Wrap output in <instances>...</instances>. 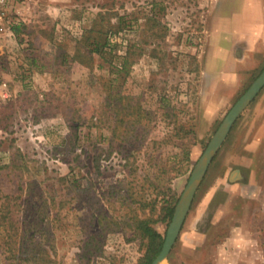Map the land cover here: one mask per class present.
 I'll return each instance as SVG.
<instances>
[{
    "label": "rangeland",
    "instance_id": "374dc122",
    "mask_svg": "<svg viewBox=\"0 0 264 264\" xmlns=\"http://www.w3.org/2000/svg\"><path fill=\"white\" fill-rule=\"evenodd\" d=\"M227 2L17 0L19 13L0 26L9 32L0 42V264H140L147 240L136 221L155 220L165 236V207L264 68V54L230 45L248 0ZM225 16L235 34L221 32ZM120 18L130 26L117 28ZM227 178L241 182L231 194ZM239 210L255 250L264 87L213 158L164 263L216 262L227 229L245 220Z\"/></svg>",
    "mask_w": 264,
    "mask_h": 264
},
{
    "label": "crops",
    "instance_id": "0c3cea01",
    "mask_svg": "<svg viewBox=\"0 0 264 264\" xmlns=\"http://www.w3.org/2000/svg\"><path fill=\"white\" fill-rule=\"evenodd\" d=\"M246 1V0H245ZM234 0H228L225 7L228 5H232ZM248 18L245 19L242 23V35H240V31L236 30L233 24V19L229 16L222 17V30L224 34H231L233 32L238 31V35L232 38L230 45H233L234 42L242 41L244 45L243 48L253 49L252 53H257L258 55L264 54V0H248ZM224 29V30H223ZM226 30V31H225ZM9 31L12 30L9 28ZM5 30H0V42L4 41V35H7L9 32ZM10 32V33H11ZM228 37V36H227ZM254 41V43H252ZM241 54L245 55L244 50H241ZM225 190L227 193L231 194L235 189L240 188L241 182L231 181L230 178H227L225 181ZM216 193H212L211 200L214 199ZM226 203V202H225ZM224 203H220L216 210L212 214L213 221L216 219L218 214L221 211V207ZM239 212V216H244L245 220H241L239 218V225L235 224L230 226L227 231L226 235L223 239L218 254L221 256L214 262L213 264H264V233L258 232V239L260 238L262 242L252 250L250 243H247V240L250 241L253 239L252 231L250 228V224L248 220L245 218L246 213L245 210L235 211Z\"/></svg>",
    "mask_w": 264,
    "mask_h": 264
},
{
    "label": "water",
    "instance_id": "95a60500",
    "mask_svg": "<svg viewBox=\"0 0 264 264\" xmlns=\"http://www.w3.org/2000/svg\"><path fill=\"white\" fill-rule=\"evenodd\" d=\"M263 87L264 68L226 113L219 127L209 140L203 154L195 163L184 190L174 207L173 215L166 230L161 250L151 264H162L167 260L190 210L195 193L201 185L213 158L217 154L237 118L254 100Z\"/></svg>",
    "mask_w": 264,
    "mask_h": 264
},
{
    "label": "trees",
    "instance_id": "16d2710c",
    "mask_svg": "<svg viewBox=\"0 0 264 264\" xmlns=\"http://www.w3.org/2000/svg\"><path fill=\"white\" fill-rule=\"evenodd\" d=\"M130 26V23H127ZM126 22L122 18L118 22L117 28H124V25L127 26ZM10 29L16 35L19 34V25H11ZM98 51V49H96ZM183 128V127H181ZM189 132V131H186ZM192 132V131H191ZM188 153H186L187 155ZM174 207L173 206H166L165 207V215L160 219V221H164L165 218L171 219L173 215ZM155 220L150 219H138L136 221V230L139 232L140 236L147 240V247L144 255L140 259V264H151L154 258L158 255L163 245L164 236L158 232L154 227L153 223ZM170 258V257H169Z\"/></svg>",
    "mask_w": 264,
    "mask_h": 264
},
{
    "label": "built area",
    "instance_id": "2783aa9c",
    "mask_svg": "<svg viewBox=\"0 0 264 264\" xmlns=\"http://www.w3.org/2000/svg\"><path fill=\"white\" fill-rule=\"evenodd\" d=\"M17 0H0V26L8 22L11 13L18 14ZM16 3V4H15Z\"/></svg>",
    "mask_w": 264,
    "mask_h": 264
},
{
    "label": "bare ground",
    "instance_id": "6f19581e",
    "mask_svg": "<svg viewBox=\"0 0 264 264\" xmlns=\"http://www.w3.org/2000/svg\"><path fill=\"white\" fill-rule=\"evenodd\" d=\"M162 264H165L164 262Z\"/></svg>",
    "mask_w": 264,
    "mask_h": 264
}]
</instances>
